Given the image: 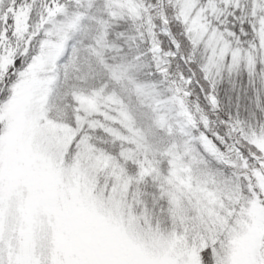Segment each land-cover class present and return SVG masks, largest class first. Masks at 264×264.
I'll use <instances>...</instances> for the list:
<instances>
[{
    "label": "snow or ice",
    "instance_id": "6c2138e0",
    "mask_svg": "<svg viewBox=\"0 0 264 264\" xmlns=\"http://www.w3.org/2000/svg\"><path fill=\"white\" fill-rule=\"evenodd\" d=\"M258 65L264 0H0V264H264Z\"/></svg>",
    "mask_w": 264,
    "mask_h": 264
},
{
    "label": "rangeland",
    "instance_id": "374dc122",
    "mask_svg": "<svg viewBox=\"0 0 264 264\" xmlns=\"http://www.w3.org/2000/svg\"><path fill=\"white\" fill-rule=\"evenodd\" d=\"M215 96L219 102L221 118L231 116L249 124H264V68L249 75L241 67L233 72L223 71L215 82ZM193 102L199 103L206 113L210 104L204 94L193 90ZM214 118V117H213Z\"/></svg>",
    "mask_w": 264,
    "mask_h": 264
}]
</instances>
